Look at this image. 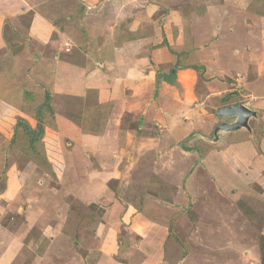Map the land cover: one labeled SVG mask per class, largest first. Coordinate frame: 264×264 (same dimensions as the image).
Wrapping results in <instances>:
<instances>
[{
    "label": "crops",
    "instance_id": "0c3cea01",
    "mask_svg": "<svg viewBox=\"0 0 264 264\" xmlns=\"http://www.w3.org/2000/svg\"><path fill=\"white\" fill-rule=\"evenodd\" d=\"M10 1L9 6L3 3L0 7V48L7 49L3 22L21 32V17L28 15L25 31L34 42L29 71L49 83L53 93L111 102L104 134L80 135L81 142L92 143V154L99 148L102 157L106 155L103 152L111 151L121 117L128 114L129 124L140 130L137 138L145 145L142 153L155 154L158 197L151 199L154 192L149 190L136 205L124 194L110 195L105 206L98 204L103 209L102 220L91 236L85 235L88 231L83 227L75 231L76 219L71 217L73 230L66 233L73 239L78 236L81 248L70 253L67 245L63 250L55 246L59 238L54 225L43 228L50 242L43 252L31 249L33 260L19 254L23 235L0 231V264H54L59 257L68 259L65 264H264L260 236L257 239L249 234L259 225V234L264 236V10L260 7L264 0H224V5L211 0L189 14L178 10L181 27L177 30L154 25L156 0H52L51 8H42L36 1ZM171 6L170 11L175 12ZM40 45L51 50L49 62L38 54ZM2 59L3 75L12 74L14 69L8 70ZM175 63L183 65L177 64V83L170 84L165 75L173 71ZM193 64L201 69L191 68ZM236 104L257 112L248 121L250 130L219 131L213 140L217 124L235 120L219 117L217 111ZM150 124L164 132L154 136ZM183 140L184 147L180 145ZM204 144L212 146L202 150ZM172 152L182 159L172 158L165 166L167 153ZM166 168L173 169L172 175ZM182 177L186 192L195 199V212L210 206V193L218 192L231 199L239 215L229 221V247L213 254L188 249L186 242L197 240V223L185 237L176 234L178 241L185 243V253L169 262L165 254H170L175 236L169 233L168 220L170 212L174 218L175 209L165 203L173 199L186 204ZM172 190L176 192L171 194ZM120 222L127 224V232L121 233L128 245L118 257ZM214 233L209 230L204 235L206 241L212 242ZM262 246L264 250V243ZM49 252L53 253L50 258ZM130 255L134 263L128 259ZM45 257L49 260L44 261Z\"/></svg>",
    "mask_w": 264,
    "mask_h": 264
},
{
    "label": "rangeland",
    "instance_id": "374dc122",
    "mask_svg": "<svg viewBox=\"0 0 264 264\" xmlns=\"http://www.w3.org/2000/svg\"><path fill=\"white\" fill-rule=\"evenodd\" d=\"M9 1L0 0V7L3 3L9 6L11 4ZM26 1L31 4L36 1V4L41 5L42 8H51L55 4L52 0ZM156 1H153L155 7L157 6L154 16V19L157 20L154 25L158 27L164 25L165 28L167 27L166 30L171 28L177 30L181 27L178 10L189 14V11L195 9L196 6H201L202 2L211 0ZM214 1L217 5H224V0ZM172 4L177 12L170 11ZM188 6L190 10H188ZM90 7H93L92 3H90ZM255 7L258 6L255 4ZM260 7L264 10V3L260 4ZM20 23L22 25L19 24V28L22 31L18 32L10 24L3 22V37L7 49L0 48V74L3 73L5 64L2 62V58L7 61V67H14L15 62L21 60L18 63V66L21 64V68L18 71L19 74L15 75L17 79L14 82L7 79L10 74L0 75V231H15L23 235V246L20 253H17L21 256L23 252L22 257L33 260L31 249L34 247L35 250L43 252L50 242L43 235V228L52 225L56 227L54 232H57L56 235L59 239L55 246L58 250L65 249L67 245V253H70L71 250L77 251L81 248L78 236H74L73 239L69 235L70 233L68 235L66 233L67 230H73L72 222L70 223L71 217L76 219L74 226L77 229L75 231L82 230L83 227L86 229L85 233L88 231L85 235L91 236L92 232L96 230L98 222L102 220L103 209L98 204L105 206L110 200V195L116 196L115 190L118 188L124 189L122 193L128 200L137 198L142 202L149 190L154 192V195L152 193L149 197L155 199V196L158 197L156 188L158 179L154 176L153 158L155 154L153 151L150 152L151 155L148 152L142 153L145 145L140 143V139L137 138L140 130L136 129L134 123L129 124L131 119L128 114H123L121 117L116 139L111 142V151L103 152L106 154L105 156H100L102 152L100 148L98 153L92 154V143L80 141V135L83 133L96 136L104 134V122L111 102H101L98 97L94 100H84L63 93H53L49 89V83L39 80L33 72L29 71V62L32 60L29 53L31 54L34 49V42L25 31L29 23V16L22 15ZM166 23L168 24L166 25ZM1 25L2 18H0V31ZM174 42L176 43L175 40ZM38 48L40 51L38 54L41 53L44 59L49 62L51 50L41 45ZM173 55L176 60V54ZM178 65H183V63ZM176 83L177 81H175ZM46 92L50 95L49 107L45 106L40 110L43 133L39 141L31 143V134L27 132L26 126L28 125L34 132L36 131L37 108L43 103ZM158 129L156 124L149 125V131L154 136H159L164 132ZM185 143L186 140H183L180 145L184 147ZM196 144L199 146L198 142ZM210 146L212 144H206V147L202 146L201 149L205 150ZM160 149L163 148L160 147ZM166 150L167 148H165ZM172 158L176 161L182 159L179 154L167 153L164 161H168L164 165L167 166L168 163H171ZM167 171L172 175L170 173L173 171L172 168H168ZM184 183L185 179L182 177L180 185L182 193L186 192ZM177 190L179 191V188ZM175 192L176 190H172L170 193ZM83 193L87 197H84ZM210 197L212 198L211 205H205V208L199 209V213L193 210L195 199L193 200L192 195L187 192L186 204H179L173 199L165 203L175 209L174 218L170 212L169 225L167 224L171 230L170 233L172 232V235L175 236L170 235L175 239H173V248L168 250L169 256L183 255L185 243L178 241L179 236L176 234L185 237L188 231L196 228L195 224L197 223L200 230L194 237L197 240L186 242L188 249L194 252L207 253L210 251L213 254V252L223 249L225 245L229 247L231 239L227 238L231 235L229 233L231 216L238 217L239 213L234 209L235 204L233 205L231 199L226 196H222L218 192H211ZM159 205L161 204L159 203ZM222 207L225 209H220ZM229 208H233V211ZM170 209L172 208L170 207ZM221 214L222 218L219 216ZM59 220L62 221V224ZM259 220L262 221L263 218ZM174 221L177 224L174 225ZM57 223L61 225L58 226ZM118 229V244L122 245L121 253H123L128 242H125L126 239L121 232H127V224L120 222ZM209 230L211 232L215 230L212 242L206 241L208 239L204 236L207 232L209 233ZM249 234L252 238L257 237L258 239L260 236L259 225H256L254 231L252 230ZM39 239H41L40 242ZM132 239L135 243L140 240L135 239L134 236ZM88 242L89 239L86 246H89ZM121 253H118L117 256L121 257ZM52 254L49 252L47 255L50 258ZM128 259L134 263L133 255H130ZM46 260L49 259L45 257L44 261ZM55 260L54 264H65L68 259L59 257ZM14 264L17 262L15 261Z\"/></svg>",
    "mask_w": 264,
    "mask_h": 264
},
{
    "label": "trees",
    "instance_id": "16d2710c",
    "mask_svg": "<svg viewBox=\"0 0 264 264\" xmlns=\"http://www.w3.org/2000/svg\"><path fill=\"white\" fill-rule=\"evenodd\" d=\"M178 63H175V65H174V68H173V71H171L170 73H168V74H166L165 75V81L166 82H168V83H170V84H175V74H176V66H178L177 65ZM5 67L8 69V70H11V69H14V72L12 73V74H10V76H9V78H7V79H11L12 80V82H14V80H16L17 79V76H15V75H18L19 73H18V71H19V69L21 68V64L18 66V64H15L14 65V67L13 66H11V67H7V64L5 65ZM200 66L199 65H196V64H193L192 66H191V68H193V69H195V70H197V69H200L199 68ZM3 73H4V71H3ZM3 73L2 74H0L1 76H3ZM5 77V76H4ZM12 84V83H11ZM231 94H229L228 96H230ZM49 99H50V95H49V93L48 92H46L45 93V98H44V101H43V103L40 105V106H38V108H37V129H36V131L34 132L32 129H30V127L27 125L26 126V130H27V132L29 133V134H31V138H30V141H31V143L33 142H35V141H39V139H40V137H41V135H42V133H43V126H42V121H41V116H40V110L43 108V107H45V106H48L49 107ZM107 114H108V112H107ZM107 114H106V116H107ZM204 146V148L206 147V144H204L203 145ZM204 148H203V150H204ZM200 149V148H199ZM122 190H124V189H122V188H118V189H116L115 190V194L116 195H120V196H123V193H122ZM129 200H131L133 203H135L136 205H138L139 204V202H140V200H138L137 198H129ZM170 228H169V233H170ZM260 240H261V242L259 243V247H260V252H261V256L263 255V257H264V250H263V243H264V236L263 235H260V238H259ZM263 242V243H262ZM173 246H174V244H173ZM173 246H171V248H173ZM121 249H122V245H120L119 246V252L118 253H121ZM185 253V252H184ZM170 254H165V258L170 262V260H171V258L172 257H175V255H172V257L171 256H169ZM175 258H172V260L171 261H175L174 260ZM261 261H262V257H261ZM263 263H264V259H263Z\"/></svg>",
    "mask_w": 264,
    "mask_h": 264
},
{
    "label": "water",
    "instance_id": "95a60500",
    "mask_svg": "<svg viewBox=\"0 0 264 264\" xmlns=\"http://www.w3.org/2000/svg\"><path fill=\"white\" fill-rule=\"evenodd\" d=\"M257 112L253 109L248 108L244 104L227 105L221 107L217 111L219 117H235V120L231 123L221 122L216 125L213 131V140L217 139V133L219 131H234L239 128H245L250 130L249 119L255 117Z\"/></svg>",
    "mask_w": 264,
    "mask_h": 264
}]
</instances>
